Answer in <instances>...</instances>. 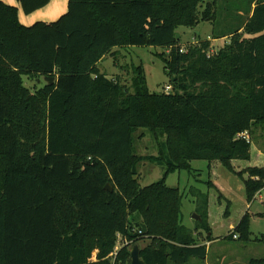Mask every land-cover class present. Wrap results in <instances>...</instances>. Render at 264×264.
Segmentation results:
<instances>
[{
  "label": "trees",
  "instance_id": "trees-1",
  "mask_svg": "<svg viewBox=\"0 0 264 264\" xmlns=\"http://www.w3.org/2000/svg\"><path fill=\"white\" fill-rule=\"evenodd\" d=\"M203 1L67 0L56 20L23 25L0 0V264H129L144 240L145 264H204L207 197L194 194L203 213L189 229L182 193L166 180L191 172L193 160L234 172L233 160L250 159L247 138L264 123V0H251L240 26L217 32V0ZM17 2L28 15L50 0ZM200 22L228 42L212 53L210 39L183 47L178 28ZM125 46L162 49L155 56L173 91L151 92L142 65L129 86L101 73L97 63ZM24 77L53 81L31 89ZM139 129L156 143L148 160L165 168L145 187L134 179L144 159L134 151ZM242 173L250 203L264 189V167ZM248 217L233 229L242 242Z\"/></svg>",
  "mask_w": 264,
  "mask_h": 264
},
{
  "label": "rangeland",
  "instance_id": "rangeland-1",
  "mask_svg": "<svg viewBox=\"0 0 264 264\" xmlns=\"http://www.w3.org/2000/svg\"><path fill=\"white\" fill-rule=\"evenodd\" d=\"M250 3L251 0H217L218 19L214 25L215 31L217 32V29L221 28L220 31L240 26L247 16L246 12ZM51 5L53 2L49 7ZM201 7L203 8V5ZM33 20L35 22L40 19L37 20L35 17ZM212 27L210 22H200L192 29L179 27L177 31L181 38L180 44L184 47L186 43H196L199 39L209 36V51L211 53L216 52L228 42V37L212 39ZM120 49L122 50H117L114 56H106L98 62L97 67L100 72H104L109 77L118 76L122 82L129 86L133 65H142L148 89L151 92L163 91V87L167 86L168 82L163 72V65L155 56V53L161 52L162 49L153 46H125ZM24 84L33 89L43 85L44 80L43 78L24 77ZM170 86L169 92H172L173 87ZM198 87L196 86V88ZM134 136L135 154L144 158L137 165V173L134 175V179H138L139 185L145 187L160 180L165 168L148 160V156L158 155L152 132L139 129ZM247 140L251 143L250 159L233 160L231 163L234 172L227 170L218 161L211 162L208 168L206 161L193 160L190 162L193 169L191 172L181 170L171 173L167 177V185L178 187L182 193V224L188 228H193L194 225L197 227V221L193 216L195 214L201 216L200 214L203 213V210H197L198 198L196 199L194 194L199 192L207 197L206 220L210 228V232L207 234L211 238L208 243L205 242L207 234L202 230L198 240L200 243H205L208 249L204 264H249L250 258L264 257V189L248 203L243 186V179L246 178L247 174L242 173V177L238 175L248 166L264 167V123L254 124L251 129V136H248ZM161 141H164V137H161ZM245 213L249 216V242H242L236 239L237 237H233V229ZM136 218L139 222L140 219ZM148 243V240H144L138 245L144 247ZM119 245L120 241L117 243V249ZM194 260L196 259L191 261Z\"/></svg>",
  "mask_w": 264,
  "mask_h": 264
},
{
  "label": "crops",
  "instance_id": "crops-1",
  "mask_svg": "<svg viewBox=\"0 0 264 264\" xmlns=\"http://www.w3.org/2000/svg\"><path fill=\"white\" fill-rule=\"evenodd\" d=\"M2 1H5V3L7 2V4L14 5V6L17 7V9H18V19H19L20 23L23 24V25H30V24L34 23L33 19H35V17H36L37 20L40 19L39 21H44V22L54 21L61 15V13L63 14V11H65L67 9V0H50V2L45 7L41 8L39 10H36L33 13H31V14L26 15V14H24L21 11V8H20L19 3L17 2V0H2ZM52 2H53V5H51V7H49L50 4H52ZM254 6H255V3L252 2L251 11L254 8ZM208 37L209 36H207L204 39H210ZM120 48L121 47H118V48L115 47V48H113V51L122 50ZM107 56H109V55H107ZM103 59H104V57L101 60H103ZM115 59H114V62H116ZM113 65H115V64L113 63ZM119 67H121V66L119 65ZM101 73H104V72H101ZM194 227H195V225H194ZM193 228H189V229H193ZM206 259H205V262H206Z\"/></svg>",
  "mask_w": 264,
  "mask_h": 264
},
{
  "label": "water",
  "instance_id": "water-1",
  "mask_svg": "<svg viewBox=\"0 0 264 264\" xmlns=\"http://www.w3.org/2000/svg\"><path fill=\"white\" fill-rule=\"evenodd\" d=\"M177 38H179V34L176 35ZM44 80L47 81L48 83H51L53 81L52 77H44ZM106 188L108 190H111V187L109 184L106 185ZM193 218L196 221L200 220L199 215H194ZM129 255H130V263L129 264H145L144 261L140 257V246L138 244L133 245L130 250H129Z\"/></svg>",
  "mask_w": 264,
  "mask_h": 264
},
{
  "label": "built area",
  "instance_id": "built-area-1",
  "mask_svg": "<svg viewBox=\"0 0 264 264\" xmlns=\"http://www.w3.org/2000/svg\"><path fill=\"white\" fill-rule=\"evenodd\" d=\"M180 51H183V49H181ZM170 87H171V86H169V85L165 86V89H164L165 92H169V90L171 89ZM237 136H238V137H244V138H247V133H246V131H244V132L239 133ZM233 237L236 238L237 235L234 234ZM116 251H117V247L115 248V253H116Z\"/></svg>",
  "mask_w": 264,
  "mask_h": 264
}]
</instances>
